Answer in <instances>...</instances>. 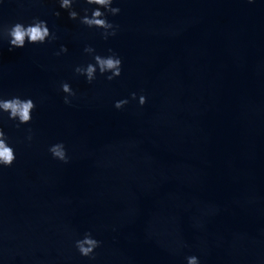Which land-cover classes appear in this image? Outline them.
Here are the masks:
<instances>
[{"label":"water","instance_id":"water-1","mask_svg":"<svg viewBox=\"0 0 264 264\" xmlns=\"http://www.w3.org/2000/svg\"><path fill=\"white\" fill-rule=\"evenodd\" d=\"M112 6L106 40L60 0H0V99L36 104L19 128L0 112L16 155L0 167V264H264V0ZM36 19L56 39L9 51L7 29ZM88 46L118 55L122 75H77L95 63ZM89 232L94 259L75 246Z\"/></svg>","mask_w":264,"mask_h":264},{"label":"clouds","instance_id":"clouds-1","mask_svg":"<svg viewBox=\"0 0 264 264\" xmlns=\"http://www.w3.org/2000/svg\"><path fill=\"white\" fill-rule=\"evenodd\" d=\"M74 0H60V6L64 10L69 11V17L72 20L80 19L81 23L88 26L89 28L103 29L104 39L108 37L115 36L117 25L110 23L105 15L104 11L100 9H105L108 13L113 16L119 15L121 9L119 7H113L114 0H86L89 5H98L92 11L91 16L87 15V9H85V15L79 17V14L72 10ZM253 2V0H249ZM57 16L60 15L59 12L56 13ZM7 35L10 37V49H22L26 46V42L31 44H44L49 39L55 40L56 37L50 32L47 22L39 19L34 20L31 24L25 26L22 23H16L7 29ZM84 51L93 56L95 63H89L86 66H77L75 68V73L80 76H84L89 84L93 83L97 78V71L101 75H106L111 73V75H106L108 81H112L122 75V60L118 55L112 53L109 56H101L95 53V49L88 46L85 47ZM111 52V49H109ZM68 49L65 46H61L60 52L67 53ZM61 90L65 93L64 103L71 106L72 101L69 97H75L76 93L72 90L68 83L61 84ZM132 99H137L136 93H132ZM129 103L128 100H121L115 103V108L123 109L125 105ZM147 103L145 96L141 95L139 97V104L144 106ZM36 104L32 99H21L19 97H13L11 99H0V112L7 113L8 117L12 121H18L16 125L18 128L20 125L30 124L32 121V112L35 110ZM28 141L33 139L32 130L28 129ZM49 151L52 156L63 162L68 163L69 158L67 151L63 143H58L50 147ZM16 161L15 150L9 146L8 137L5 135L2 128H0V167L11 168ZM75 246L79 253L86 257L94 259L95 250L100 247V242L92 237V234L86 233L83 239L76 241ZM187 264H199L197 257L192 256L187 258Z\"/></svg>","mask_w":264,"mask_h":264}]
</instances>
